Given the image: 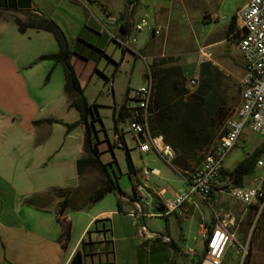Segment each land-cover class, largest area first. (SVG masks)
<instances>
[{"label": "crops", "instance_id": "crops-1", "mask_svg": "<svg viewBox=\"0 0 264 264\" xmlns=\"http://www.w3.org/2000/svg\"><path fill=\"white\" fill-rule=\"evenodd\" d=\"M141 7L142 0H0V264H71L79 252L84 264H176L184 256L185 247L177 243L175 236L186 242L187 224H198L201 234L203 227L213 230L217 223L218 219L215 223L207 221L201 204L209 200L200 195L194 196V203L167 215L168 202L189 190L183 187L188 184L176 169L181 178H173L158 168H145L154 169L157 174L151 175L148 187L137 194L136 185L144 183V169H138L133 159L131 191L114 176L121 192H110L100 202L84 207L88 196L78 190L82 177L78 175L77 163L85 157V129L79 126L68 131L67 127L82 120V111L66 94L64 67L51 60L39 61L43 55L59 53V45L51 33L34 29L21 33L16 23V19L26 21L34 15L52 19L61 27L74 51L72 63L85 95L90 104L98 105L102 119L100 109L106 105L89 100L90 84L102 80V87L109 84L114 92L116 78L125 66L133 61V75L142 53L151 62L159 57L153 48L143 50L138 45L136 25L142 16ZM155 9L153 31L162 29L163 9ZM128 35L137 40L132 50H125L114 39ZM225 37L222 42L233 38L227 34ZM50 73L51 80L46 83ZM131 97L130 91L127 107L134 104ZM126 101L127 96L124 104ZM109 108H113L114 129L123 131L121 108L117 104ZM115 140L120 148L116 133ZM124 141L129 150L125 136ZM262 144L263 141L253 152ZM100 146L101 143L99 150L103 153ZM110 150L113 151L111 147ZM151 154L155 153L144 155ZM259 173L257 169L246 185L252 186ZM165 182H172L175 187L165 186ZM54 190H72L65 212V220L72 227L67 243L57 215L64 199L54 201L48 211L26 204L27 200ZM221 195L227 196L216 188L212 201L217 202ZM161 207L165 212L160 211ZM197 211L201 212L198 218ZM173 216L175 220H171ZM153 218L165 219V224L155 225ZM141 226L171 242L140 236ZM192 251L190 254L197 261L194 258L187 264H199L203 255Z\"/></svg>", "mask_w": 264, "mask_h": 264}, {"label": "rangeland", "instance_id": "rangeland-1", "mask_svg": "<svg viewBox=\"0 0 264 264\" xmlns=\"http://www.w3.org/2000/svg\"><path fill=\"white\" fill-rule=\"evenodd\" d=\"M248 2L249 0H142V16L139 22L146 18L149 27L141 33H137L138 45H142L143 50L153 48L159 57L151 62L149 59H145L147 54L142 53V58L138 59L133 75V61L130 65L125 66L116 78L114 92L109 84L103 88L102 80H95L87 90L90 101L106 105L100 109L102 119L101 122L96 123L95 129L98 132L97 139L100 141L103 151L101 159L110 166L112 174L119 179L122 187L131 191L132 182L129 177L127 150L116 146L113 108H109V106L114 107L117 104L121 108L126 100L128 89L132 93L144 86L147 82L148 66L155 61L168 60L170 61L169 66L178 65L183 69L185 67V74L186 72L188 74L186 75V87L192 93L196 92L200 86L202 63L211 62L220 71L219 81L215 83V86L218 88L219 97L223 98L227 104L229 120L243 103L245 70L237 39L231 38L225 42L222 41L226 39L225 36L232 19ZM156 7L163 9L160 17L162 29L161 35L154 39L153 27L156 26ZM168 36L169 40L166 42ZM192 80L197 81L195 86L191 85ZM227 122L222 130L226 129ZM121 125L125 129V125L123 123ZM125 138L131 157L138 169L158 168L166 174H172V177L176 179L183 176L174 170L176 169L175 163L171 167L155 154H142L139 149V140L133 133H126ZM217 141L215 142L217 143ZM262 141L263 139L259 135L246 129L237 146L227 157L224 165L225 170L234 171ZM110 147H113V151L110 150ZM101 185V176L97 172L89 170L82 176L81 188L78 190L89 198ZM164 185L175 187L172 182H165ZM183 187L189 189L186 184ZM214 192L215 190L208 199L209 202L201 204V211L206 214L207 221L215 223L217 219H220L231 223L233 230L237 232L240 243L248 247L246 260L250 257V264H264V213L258 217L255 209L230 200L224 195L218 196L217 202L214 203L212 201ZM56 200L55 198L54 201ZM200 213L197 211L196 218L200 216ZM152 220L155 225L165 224V219L162 218H153ZM171 220H175V216L171 217ZM197 225L191 227L187 224L185 229L188 240L186 242L180 240L178 235L175 236L177 243L185 247L184 256H180L176 264H187L194 258L197 261V258L190 254L192 250L202 255L205 253L206 241L198 233ZM242 259L243 254L238 246L228 253L223 264H241Z\"/></svg>", "mask_w": 264, "mask_h": 264}, {"label": "trees", "instance_id": "trees-1", "mask_svg": "<svg viewBox=\"0 0 264 264\" xmlns=\"http://www.w3.org/2000/svg\"><path fill=\"white\" fill-rule=\"evenodd\" d=\"M16 23L21 33H26L29 29L51 33L59 45V53L43 55L39 61L51 60L56 65L64 67L66 94L81 108L82 120L74 124H67L68 131H73L79 126H83L85 129V157L77 163L78 175L82 177L91 170L97 172L102 178L101 187L87 199L84 207L100 202L110 192H121L110 166L101 159L100 142L95 129V124L101 122L97 111L98 105L90 104L85 95V90L72 63L74 51L66 34L54 20L45 17L29 15L26 21L16 19ZM236 29L235 16L228 27L227 36L237 39ZM169 63L168 60H161L155 61L149 66L155 82L154 96L150 105V127L154 136H163L165 143L172 146L176 153L174 161L176 170L184 177L189 178L190 174L202 165L206 156L216 149L219 141L225 135L226 129H222L229 118V113L226 108L227 104L223 98L219 97L218 88L215 86L220 76L217 67L211 62L202 63L200 86L196 92L192 93L186 87L187 76L183 67L169 66ZM51 76L52 73L48 75L46 83L50 82ZM129 94L130 90L127 92L126 103L119 111V120L122 123H125L131 116L130 107H127ZM118 132L119 129L116 127L115 133ZM216 140H218L217 143ZM212 147H214L213 150L208 153ZM122 149L127 150V162L130 173H132L134 166L130 151L126 147ZM262 152H264V143L244 159L234 171L224 170L218 180V186L226 189L230 185H246L247 179L256 173L257 160ZM71 192L72 190H54L47 195L26 201L30 207L48 211L47 208L55 198L64 199L59 205L57 215L63 228L65 243L71 239L72 227L69 222H66L65 215L60 216V213L63 208L69 207ZM207 246L208 242H206V248ZM250 262V257H248L245 264H250Z\"/></svg>", "mask_w": 264, "mask_h": 264}, {"label": "built area", "instance_id": "built-area-1", "mask_svg": "<svg viewBox=\"0 0 264 264\" xmlns=\"http://www.w3.org/2000/svg\"><path fill=\"white\" fill-rule=\"evenodd\" d=\"M136 4L137 2L131 8L133 9ZM236 26L237 45L245 70L243 103L234 116L228 120L226 133L216 149L206 156L202 165L192 172L189 178H185L189 190L168 202L167 215L179 212L186 204L194 203L195 195H200L208 200L218 187L230 200L255 209L258 217L264 213V152L257 160V169L260 170V173L255 177L252 186L230 185L226 189L218 186V180L225 170V161L239 143L246 129L259 135L264 143V0H249L247 5L237 13ZM147 27H149V23L146 18H143L136 25V31L141 33ZM160 34L161 30L157 29L156 35ZM114 39L125 50H132V45L137 42L136 38L129 35L122 39L116 37ZM146 80L144 86L138 91L132 92L131 99L134 104L129 108L131 116L123 123L125 129L119 130L116 134L117 145L120 148H125V134L133 133L138 140L140 137L144 139V143L139 142V149L142 153H155L173 167L176 159L174 149L165 143L163 136H154L150 127V105L154 96L155 82L149 66ZM196 84V80L191 81L192 86ZM156 174L154 169L142 170L144 183L136 185L137 194H142L143 190L148 187L147 179ZM136 206L140 208L138 202ZM139 235L151 240L171 242L170 238L166 236L151 233L146 226L140 227ZM201 235L208 242V246L199 264H223L228 253L238 246L243 254L241 264L245 263L248 247L240 243L237 232L233 230L231 223L218 219L213 230H209L207 226L203 227Z\"/></svg>", "mask_w": 264, "mask_h": 264}, {"label": "water", "instance_id": "water-1", "mask_svg": "<svg viewBox=\"0 0 264 264\" xmlns=\"http://www.w3.org/2000/svg\"><path fill=\"white\" fill-rule=\"evenodd\" d=\"M153 36H156V30L153 31ZM140 142L144 143V139L142 137H140ZM160 211L165 212V209L161 207ZM65 212L66 208H63L61 210L60 216L65 215ZM71 264H84L83 254L81 252L77 253L74 259L72 260Z\"/></svg>", "mask_w": 264, "mask_h": 264}]
</instances>
